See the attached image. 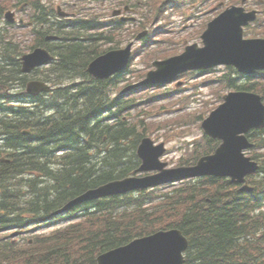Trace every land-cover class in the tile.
<instances>
[{"label": "trees", "instance_id": "16d2710c", "mask_svg": "<svg viewBox=\"0 0 264 264\" xmlns=\"http://www.w3.org/2000/svg\"><path fill=\"white\" fill-rule=\"evenodd\" d=\"M96 27L95 21H80L58 31L77 35L64 38L56 53L51 81L61 87L48 100L31 97L30 106H16L21 97L13 96V84L22 88L15 96H26L27 77L18 62L24 46L19 49L15 38L0 40V235L9 227L48 222L72 198L139 167V129L124 121L131 102L113 99L116 84L86 71L100 51L85 45L102 36L78 35ZM256 91L264 96V83ZM259 133L264 149V130ZM254 157L262 158L264 174V154ZM210 181L186 182L164 196L155 189L85 203L69 215L78 222L54 236L0 239V264H97L103 252L170 228L190 241L184 264H264V177L252 193L229 181Z\"/></svg>", "mask_w": 264, "mask_h": 264}, {"label": "water", "instance_id": "95a60500", "mask_svg": "<svg viewBox=\"0 0 264 264\" xmlns=\"http://www.w3.org/2000/svg\"><path fill=\"white\" fill-rule=\"evenodd\" d=\"M242 11H227L210 25L204 35L207 47L198 58L191 62L183 63L172 59L156 64L158 71L149 73L143 84L170 81L177 72L185 70L186 66L210 61H231L241 71H247V67L255 68V64L264 65V41L248 43L242 40V27L254 18V14H245ZM131 48L132 45H129L124 50L111 51L97 58L89 65L88 72L98 79H109L126 69L131 58ZM187 56L193 57L190 53L182 58ZM52 60L53 57L40 48L22 58V70L24 73H30L36 67ZM49 90L50 87L37 81L28 86L31 94ZM225 99L226 104L212 113L203 124L208 135L223 142L215 155L202 159L194 168L165 170L166 164L159 163V158L165 153L164 145L154 147L149 139H144L138 149V155L143 160V166L138 172L161 171L158 175L109 183L87 192L70 203L65 210L89 200L199 176L231 177L234 182H246V176L255 173L259 167L257 163L251 162L250 158L244 157L242 151L248 148L249 144L247 138L240 135L253 127L264 126V107L257 96L248 93H231ZM244 189L252 191L248 186ZM188 247L189 241L180 230L161 231L101 255L98 264H184V253Z\"/></svg>", "mask_w": 264, "mask_h": 264}, {"label": "rangeland", "instance_id": "374dc122", "mask_svg": "<svg viewBox=\"0 0 264 264\" xmlns=\"http://www.w3.org/2000/svg\"><path fill=\"white\" fill-rule=\"evenodd\" d=\"M46 2V1H44ZM261 3L264 4V0H254L252 3ZM55 4H61V6L64 8L63 10L70 13L72 12L69 7L65 5L64 0H55ZM92 7H95V5H92ZM82 8H85V5L82 6ZM13 11L17 14V20H20L23 18V13L21 11H17L14 9V7H11L8 10H5V12ZM27 13L32 12V8H26L24 10ZM95 11V10H92ZM205 18H208L207 15V9L204 11ZM218 12V10H217ZM172 21L175 22L174 30H176L181 25V20L183 19L179 14L172 13ZM216 16V14H215ZM83 18V17H81ZM28 19V17L26 18ZM27 21V20H26ZM59 22L58 18L55 16L54 20H49L47 29L53 27L55 24ZM5 20L0 19V32L3 33L4 31L10 30L13 31V29L4 28ZM4 28V29H3ZM18 29V28H16ZM134 29H131L129 31H124L122 35V43L121 42H114V43H104L102 45V50L107 52L110 49L115 48H123L125 47L130 41L133 40V37L135 34L133 33ZM95 33V32H93ZM160 38H162L160 36ZM159 38V39H160ZM34 39H32L30 42H33ZM140 46V43H136V46ZM33 46L27 47L25 50V53L31 52ZM145 59V57L137 58L134 61L133 67H132V73L131 74H124L120 79L116 81L117 89L113 93L114 96H117L118 92L121 90L122 87L126 86L128 82L132 79L133 82H136V78H138L139 74L145 71V64L142 60ZM47 71L41 70L39 73H46ZM224 72L222 70L216 71L210 75L206 76H197L193 79H190L188 83V89H182L176 90L173 86L169 88L174 90L176 92L172 93L171 96L167 95L166 97H163L161 99H158L154 105L151 106H158L161 107L159 111H154L151 108H149L148 105H136L135 103L131 102L133 105L131 111V117L130 121L133 122V116L138 115L140 113V118L143 120L144 126H148L149 130L148 132H145L144 135L149 136L156 144L158 143H166V147L168 148L167 155L162 159L165 162H169V167L174 168L176 165H178L179 161L181 159H186V153L190 152L193 148V144L202 138L204 135L203 130L200 128L201 123L204 119H206L210 113L211 109H215L218 107L222 101L220 102V97L216 95V91H222L223 88L219 87L220 84L217 83L219 78H222L224 76ZM235 77H237L238 81H236V84L242 85V87L247 88V86H252L251 84L255 83V80H258L259 78L250 79L246 81L245 79H239V77L235 74ZM216 78V82H210L208 84L202 82L209 78ZM68 84H71L70 81H67ZM18 88L16 89V91ZM212 91H214V100ZM231 90H223L221 93L227 94ZM162 96L164 93L162 92H155L154 94H151V96ZM140 99L139 93H135L133 96L127 94V97L129 100H132L134 98ZM185 96H190L192 98V102L188 104H181L180 100L183 98L185 99ZM213 100V101H212ZM168 106L170 109H166L165 106ZM149 110L146 112L145 110ZM144 110V111H142ZM199 115V116H198ZM185 118L186 120L183 121L180 124L170 125L167 128L159 127L158 125H154L153 122L158 121L160 124H166L167 120L176 121L177 119ZM147 128L144 129L146 131ZM55 226H52L51 229L45 228V230H42L41 232H50V230H53Z\"/></svg>", "mask_w": 264, "mask_h": 264}, {"label": "flooded vegetation", "instance_id": "af4514ba", "mask_svg": "<svg viewBox=\"0 0 264 264\" xmlns=\"http://www.w3.org/2000/svg\"><path fill=\"white\" fill-rule=\"evenodd\" d=\"M99 2L101 3L102 7H106L109 10L112 7L116 8V7L121 6L122 4H124L125 0H110L107 3L101 2V0H100ZM99 17L101 20L105 19L104 14H101Z\"/></svg>", "mask_w": 264, "mask_h": 264}, {"label": "bare ground", "instance_id": "6f19581e", "mask_svg": "<svg viewBox=\"0 0 264 264\" xmlns=\"http://www.w3.org/2000/svg\"><path fill=\"white\" fill-rule=\"evenodd\" d=\"M14 86H16L17 87V85H15V84H13ZM9 92V91H8ZM24 134V133H23ZM25 135V134H24ZM26 136V135H25ZM39 223H33V224H31V225H29L26 229H22L23 231H27V233L29 234H31V228H33V227H36L37 225H38ZM40 224L42 225V230H45V228L47 229V228H49L48 227V222H40ZM9 229H11L10 227L5 231V232H3V233H7V231L9 230ZM46 232H41L40 234H45Z\"/></svg>", "mask_w": 264, "mask_h": 264}]
</instances>
